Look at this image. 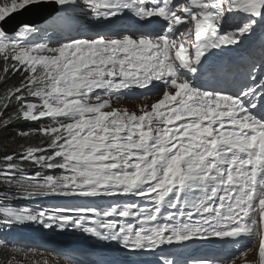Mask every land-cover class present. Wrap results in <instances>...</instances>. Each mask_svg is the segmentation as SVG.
I'll return each instance as SVG.
<instances>
[{
    "label": "snow or ice",
    "instance_id": "6c2138e0",
    "mask_svg": "<svg viewBox=\"0 0 264 264\" xmlns=\"http://www.w3.org/2000/svg\"><path fill=\"white\" fill-rule=\"evenodd\" d=\"M79 7L0 0V129L14 127L0 231L71 228L157 264H264V0ZM22 11L35 21L5 26ZM257 30L258 55L234 61ZM44 198L71 202L10 203ZM196 241L224 250L191 256ZM0 248L6 264H48L39 247Z\"/></svg>",
    "mask_w": 264,
    "mask_h": 264
},
{
    "label": "trees",
    "instance_id": "16d2710c",
    "mask_svg": "<svg viewBox=\"0 0 264 264\" xmlns=\"http://www.w3.org/2000/svg\"><path fill=\"white\" fill-rule=\"evenodd\" d=\"M15 79H18V77L14 78ZM0 91H2V88H0ZM27 126H38L36 124H30V125H27ZM13 133H14V127H9V128H6V129H0V152L4 151L5 150V146L7 145L9 148L12 147V144H11V140H12V136H13ZM33 143H38V138H36L35 140L32 141ZM17 143H19V141H17ZM12 206H15L16 204L18 205V201L17 200H13L10 202ZM5 238H7L6 236H4ZM7 254L0 249V261H3L4 264L6 263L7 261Z\"/></svg>",
    "mask_w": 264,
    "mask_h": 264
},
{
    "label": "water",
    "instance_id": "95a60500",
    "mask_svg": "<svg viewBox=\"0 0 264 264\" xmlns=\"http://www.w3.org/2000/svg\"><path fill=\"white\" fill-rule=\"evenodd\" d=\"M54 6L53 7H50L49 9L46 10V14L48 13H51L52 11H54ZM27 12L26 11H22L20 12L19 14H13L11 16L10 19L7 20L6 22V27H13L17 22H20V21H24V22H28L27 21Z\"/></svg>",
    "mask_w": 264,
    "mask_h": 264
},
{
    "label": "rangeland",
    "instance_id": "374dc122",
    "mask_svg": "<svg viewBox=\"0 0 264 264\" xmlns=\"http://www.w3.org/2000/svg\"><path fill=\"white\" fill-rule=\"evenodd\" d=\"M27 17V21H35V14L33 12L28 13ZM43 258L47 259L48 264H70L66 259H59L60 257L56 258V256L52 257L51 254L43 253Z\"/></svg>",
    "mask_w": 264,
    "mask_h": 264
},
{
    "label": "bare ground",
    "instance_id": "6f19581e",
    "mask_svg": "<svg viewBox=\"0 0 264 264\" xmlns=\"http://www.w3.org/2000/svg\"><path fill=\"white\" fill-rule=\"evenodd\" d=\"M28 18V17H27ZM51 38V37H50Z\"/></svg>",
    "mask_w": 264,
    "mask_h": 264
}]
</instances>
